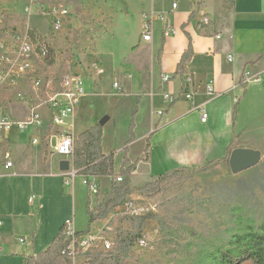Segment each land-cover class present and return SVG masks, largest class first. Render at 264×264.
I'll return each instance as SVG.
<instances>
[{
  "label": "crops",
  "instance_id": "crops-1",
  "mask_svg": "<svg viewBox=\"0 0 264 264\" xmlns=\"http://www.w3.org/2000/svg\"><path fill=\"white\" fill-rule=\"evenodd\" d=\"M228 2L229 0H184L181 6L175 2L176 9H173L175 3L171 7L152 3L150 11L156 15H164L166 23L161 24L156 19L158 25L154 26L153 23L151 41H145L141 33L134 44L119 57L98 48V54L103 59L98 68L105 76L104 81L111 79L113 83L119 84L123 94H116V90L106 84L100 86L95 94L92 84L99 77L94 74V79L85 78L84 86L91 81V90L87 93L85 88L86 96L79 107L101 99L108 111L96 116L79 131L82 133L90 129L106 115L110 117L103 128L102 149L105 155L115 152V173L119 174L124 148L116 143V121L123 110L129 109L130 120H127L122 143L128 142L131 121L134 119L135 140L130 144L128 153L132 163L145 158L146 143L150 138L148 159L137 165L131 187L138 177H142L144 183H147L148 180L177 169L193 171L218 163L226 157L233 142L238 143L242 139L249 143V116L264 119V0H231V4L227 6ZM139 13L143 16L142 13L148 14V10L141 9ZM193 13L195 17L190 19ZM109 14L113 20L114 14L119 13H112L110 10ZM128 15L124 14L125 18ZM205 19L209 20L207 26L203 25ZM112 20L107 26L106 34L111 32L114 37ZM143 21L145 24V18ZM167 28L170 29L166 32ZM202 31L210 34L204 35ZM190 43L193 57L187 64L184 79H191V84L185 82L187 90L181 94L183 81L179 76L174 77V74ZM163 77L169 80L163 82ZM211 82L213 95H208L207 86ZM187 93H193L192 101L185 98ZM165 96L169 97V101L164 100ZM156 100L161 104L157 110L154 108ZM146 102L148 116L142 136L143 150L141 154L133 156L132 147L136 143L138 127H141V105ZM252 104L254 108L249 109ZM203 111L208 115L205 124L201 122ZM155 112L157 115H153ZM50 126L47 132L41 131L40 137L34 138L39 139L40 144L33 146V139L31 147L27 149L23 143H16L14 155L11 151L12 131L3 138L2 142L6 140L9 143L13 171L9 173L10 171L0 167L3 169L0 176L33 180L34 186L37 181L40 184L36 186L39 194L31 193L28 197V218L41 216L45 209H55V215L53 218L48 216L43 224L35 223L37 226L34 230L26 232L21 228L22 219L26 216L23 209L19 212L15 206L12 210L7 205L6 212L0 214L3 223L0 232V264H23L25 257L45 251L64 224L70 223L76 232H81L79 228L76 229V221L74 224L71 220L72 204L74 207L76 202L67 189L71 186L70 183L74 188L77 179L83 183L84 177L60 172L59 164L63 158L54 153L53 140L57 141L64 130L58 129L60 133L55 134L54 128L49 131ZM49 133L50 136H47ZM237 147L251 149L249 146ZM93 181L99 186L103 197L110 191L113 179L95 178ZM84 187L88 189L86 185ZM32 196L35 198L30 203ZM75 212L76 209L73 208V213ZM73 217L76 216L73 214ZM104 222L106 221L94 224L91 234L99 233ZM22 238H30V241L21 244L19 240Z\"/></svg>",
  "mask_w": 264,
  "mask_h": 264
},
{
  "label": "rangeland",
  "instance_id": "rangeland-1",
  "mask_svg": "<svg viewBox=\"0 0 264 264\" xmlns=\"http://www.w3.org/2000/svg\"><path fill=\"white\" fill-rule=\"evenodd\" d=\"M175 2L181 6L184 0H0V43L5 44L9 60L0 63V73L6 74L9 71L8 63L15 61L16 51L25 33L33 35L31 39L36 51L30 68L21 71L22 62L15 67V73L10 76V81L0 95V102L14 121L25 122L33 110L42 121L41 128L28 127L24 132L13 130L10 133L13 155L16 143H23L28 149L31 141L40 137L41 131L47 132L50 125L49 131H52L49 100L60 90L64 75H75L82 78L83 82L85 78L94 79L96 75L99 79L92 84L95 94L104 84L114 88L111 79L104 81L105 76L98 68L103 60L98 54V48L105 53H114L117 57L123 55L138 39L139 34L142 33L143 37V20L151 14V4L171 7ZM230 4L231 0L227 6ZM63 7L68 15L61 19L60 30L56 31L54 27L57 17L54 13ZM141 9L148 10V14L142 13V16L139 13ZM110 10L112 13H119L114 14L113 20ZM124 14L129 15L125 18ZM160 17L155 16L154 26L158 23L156 19L161 21ZM111 20L114 37L111 32L106 34ZM45 45L50 52L43 57L39 52ZM87 86L90 87L87 89ZM87 86L85 88L89 93L91 81H88ZM115 93L123 94L122 91ZM100 100L93 101L95 104L87 102L89 104L78 107L76 136L81 133L80 128L102 112L108 111V107L102 105ZM134 104L133 101L132 105ZM154 104L156 110L161 105L157 100ZM141 106V127H138L136 143L132 147L133 156L141 154L143 150L142 136L146 129L148 102ZM253 108L254 104L249 106V109ZM130 114L129 109L123 110L116 121V143L122 148L126 144L122 142ZM153 115H157L156 112ZM256 118L249 116V143L242 139L238 143L235 141L226 157L218 163L198 170H188L187 174L191 179L187 183L172 185L146 196L140 189L152 179L144 183L142 177L136 178L131 187V200L137 206L145 208L146 213L140 217H130L125 214L124 206L113 211L105 219L99 233H88L97 239L98 246L81 254L77 264H95L93 256L107 253L118 254L121 264H206V255L214 245H224L233 232L245 226H258L264 222V119ZM53 130L55 134L60 133L58 129ZM5 135L7 134H0V139ZM53 142L56 144L55 140ZM2 143L0 154H11L9 143L6 140ZM240 145L255 148L260 152L261 159L255 167L234 174L230 169L229 159L232 151ZM2 171L0 168V173ZM12 171L13 169L9 173ZM77 180L74 188L70 183L71 186L67 189L76 202L74 207L72 204L71 220L74 224L76 221V229L87 232V203L90 199L93 206L95 198ZM37 185H40L38 181L34 186L33 180L0 176V214L6 212L7 205L12 210L15 206L19 212L23 209L26 216L22 219L21 228L26 232L34 230L37 224L45 223L48 216L53 218L55 215V209H45L41 216L28 218V197L31 193L39 194ZM101 198L100 194L99 200ZM73 208L76 209L75 213ZM12 210L10 211L13 212ZM22 239L30 241V238ZM141 240L145 241L144 246H139L138 242ZM107 242L112 244L109 250L104 248ZM243 264L254 263L247 261Z\"/></svg>",
  "mask_w": 264,
  "mask_h": 264
},
{
  "label": "trees",
  "instance_id": "trees-1",
  "mask_svg": "<svg viewBox=\"0 0 264 264\" xmlns=\"http://www.w3.org/2000/svg\"><path fill=\"white\" fill-rule=\"evenodd\" d=\"M194 17L193 13L190 19ZM202 32L204 35L210 34L207 31ZM28 34L30 37L33 36L30 33ZM49 52L50 49L47 47V55ZM161 54L162 49L159 51V59ZM192 57L193 48L190 43L174 74V77L179 76L183 81L181 94L186 93L187 90L184 77L187 74V64L191 61ZM235 116L236 108L234 118ZM103 128L104 127L101 125L96 124L90 129L78 134L74 142L72 162L77 176L89 178L90 186L94 184L93 179L95 178L113 179L110 191L100 200L99 196L95 200L93 206L90 199L88 200L87 214L89 216V228L87 232L76 233L78 240L91 231L92 225L105 220L113 211L132 201L131 183L133 173L136 171L139 162L148 159L150 138L147 139L144 159H138L132 163L128 158L129 146L135 140V124L134 119H132L129 134L130 138L123 149V163L119 174H116L115 152H111L109 155L103 153ZM187 171V169H177L167 172L160 177L153 178L152 181L143 186L140 191L146 196H150L172 185L187 183L191 179ZM118 178L122 180L118 181ZM97 188L99 189L98 185ZM67 228L68 224H64L45 251L34 256L25 257L23 264H74L73 256L67 252L70 243V239L66 235ZM80 255L77 245L75 258L80 257ZM89 258L91 259L92 257ZM93 260L95 264H121L120 256L116 253H107L105 255L98 254L97 256H93ZM247 261H252L254 264H264V222L258 226L248 225L233 232L224 245H214L212 250L208 251L206 255V264H243Z\"/></svg>",
  "mask_w": 264,
  "mask_h": 264
},
{
  "label": "built area",
  "instance_id": "built-area-1",
  "mask_svg": "<svg viewBox=\"0 0 264 264\" xmlns=\"http://www.w3.org/2000/svg\"><path fill=\"white\" fill-rule=\"evenodd\" d=\"M177 8V4H173V9ZM57 17V21L55 22L56 26L54 29L56 31L60 30V21L61 19L65 18L68 15V11L63 7L60 8L57 12L54 13ZM156 14L152 11L150 15L145 17V24L143 29V39L147 42L151 41L153 36V23L155 20ZM160 19L162 22H166V17L164 15H160ZM209 20L205 19L203 21V25H208ZM169 31L167 28L166 32ZM36 51L34 48L33 41L29 36L28 32L22 36L20 41V46L16 51L15 61L9 62L10 69L6 74L0 73V95L3 92L5 86L10 81V76L15 73V67L20 63L21 71H24L25 68L31 67L32 56L35 55ZM7 48L4 43H0V63L1 62H8L7 59ZM41 56L47 55V47L43 46L42 50L39 52ZM101 73L100 71L98 72ZM102 74V73H101ZM169 79L167 77H163V82H167ZM252 80L256 81L255 77H252ZM187 84H191V79H187ZM114 89L118 91H122L119 87V84L114 83ZM207 93L208 95H213V87L212 82L207 86ZM86 96L85 86L82 78L76 77L72 74H66L63 76V79L60 84V90L54 93L49 100V114H50V121L53 125L54 129H62L64 132L60 135L56 144L54 146V153L63 159L69 160L72 164V154L74 150V142L76 139L75 133V123H76V114L77 109L81 104V101ZM188 101L193 100V93H187L184 95ZM165 101H169V97H164ZM162 115V113H159ZM208 120V115L206 112L201 113V122L205 124ZM28 127H33L35 129L42 127V121L40 116L37 114L35 110L29 114V118L25 122H17L14 121L6 112L3 104L0 102V134H8L13 130L18 132H24ZM2 137L0 142L3 141ZM32 144L38 145L40 144L39 139H34ZM0 167H3L4 170L10 171L13 168V163L11 160L10 153H3L0 154ZM72 175H77L75 172H69ZM121 178H118V181H121ZM84 185L88 187V191L91 196L95 198V200L100 196L99 189L97 185L94 183L92 186L89 185V178L84 177L83 181ZM34 196L30 198V203L34 201ZM127 215L130 217H140L146 213L145 208H141L136 205L134 201H130L124 206ZM3 228V223L0 220V232ZM76 231L74 228L71 227V224H68L66 235L70 239L69 247L67 252L73 256V261L75 262L78 258H75L76 254V246L78 245V249L80 254L84 255L91 250H94L97 245V239L93 236L86 234L85 236L80 237L78 240L76 237ZM19 242L21 244H25V239H20ZM139 246H144L145 241L141 240L138 242ZM112 244L105 243L104 248L109 250ZM2 255V250L0 246V256Z\"/></svg>",
  "mask_w": 264,
  "mask_h": 264
},
{
  "label": "water",
  "instance_id": "water-1",
  "mask_svg": "<svg viewBox=\"0 0 264 264\" xmlns=\"http://www.w3.org/2000/svg\"><path fill=\"white\" fill-rule=\"evenodd\" d=\"M110 120L109 116H104L98 124L104 127ZM261 159V154L259 151L253 149L236 148L232 151L229 166L234 174L241 173L247 169L255 167ZM59 170L61 173L75 172L73 164L67 160L63 159L59 164ZM76 174V172H75Z\"/></svg>",
  "mask_w": 264,
  "mask_h": 264
}]
</instances>
